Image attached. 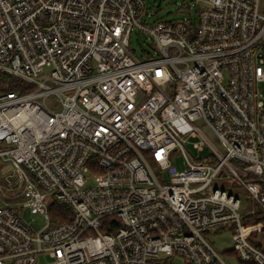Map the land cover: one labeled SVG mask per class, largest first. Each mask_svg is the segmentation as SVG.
Masks as SVG:
<instances>
[{"label":"built area","instance_id":"built-area-1","mask_svg":"<svg viewBox=\"0 0 264 264\" xmlns=\"http://www.w3.org/2000/svg\"><path fill=\"white\" fill-rule=\"evenodd\" d=\"M195 8L148 27L144 0H0V72L26 88L0 92V158L46 220L35 232L2 200L0 264H227L213 230L238 264H264V0ZM134 29L154 55H136ZM53 202L73 220L53 225Z\"/></svg>","mask_w":264,"mask_h":264},{"label":"rangeland","instance_id":"rangeland-1","mask_svg":"<svg viewBox=\"0 0 264 264\" xmlns=\"http://www.w3.org/2000/svg\"><path fill=\"white\" fill-rule=\"evenodd\" d=\"M147 5V15L144 22V16L140 22L146 26H153L157 22H172L181 19L196 18V2L197 0H144ZM201 4V3H200ZM131 48L135 51L138 57H143L144 53L154 55V41L148 33H141L136 29L133 30L131 40ZM260 89L264 90V84L260 85ZM209 142L220 148V145L213 133L205 130ZM187 151L194 157L204 158L208 157L211 152L207 146L202 154H198L193 148V141L187 145ZM171 167L176 171L182 172L186 169L185 156L181 154H174L171 160ZM166 180H169V173H165ZM94 186V178L90 179L88 187ZM7 188H11L7 191ZM227 192L236 194L244 204V211H249L252 208V201L249 194L243 189L236 186L232 181H227L225 187ZM22 193L19 188L18 176L14 174V168L8 161L0 158V207L2 200L6 199L12 206H14L19 216L24 222L31 227L35 232L41 231L45 225L46 220L40 214L31 213L30 209H21L19 204L22 198L18 197ZM249 223L253 221H248ZM208 243L223 257L227 264H238L237 257L233 250L232 234L230 232H220L213 230L206 234ZM231 252V253H229ZM51 259L48 255L41 254L37 257V264H51ZM176 264H183L180 260Z\"/></svg>","mask_w":264,"mask_h":264},{"label":"trees","instance_id":"trees-1","mask_svg":"<svg viewBox=\"0 0 264 264\" xmlns=\"http://www.w3.org/2000/svg\"><path fill=\"white\" fill-rule=\"evenodd\" d=\"M0 92L24 93L26 92V88L24 87L23 82L19 79L6 73L0 72ZM248 179H250V177H248ZM49 215L53 225L63 224L66 222H71L73 220L71 210L64 204L58 202L52 203L49 209Z\"/></svg>","mask_w":264,"mask_h":264},{"label":"bare ground","instance_id":"bare-ground-1","mask_svg":"<svg viewBox=\"0 0 264 264\" xmlns=\"http://www.w3.org/2000/svg\"><path fill=\"white\" fill-rule=\"evenodd\" d=\"M229 253H231V252H229Z\"/></svg>","mask_w":264,"mask_h":264}]
</instances>
